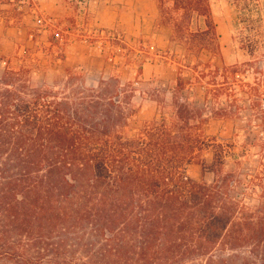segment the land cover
<instances>
[{
    "label": "trees",
    "instance_id": "1",
    "mask_svg": "<svg viewBox=\"0 0 264 264\" xmlns=\"http://www.w3.org/2000/svg\"><path fill=\"white\" fill-rule=\"evenodd\" d=\"M158 3L189 54L212 59L189 62L191 78L180 71L169 98L156 93L172 117L135 137L101 87L73 84L76 70L63 92L35 84L28 65L0 78V253L14 264H264V184L226 171L229 152L204 134L206 112L186 96L204 83L213 116L237 113L238 70L213 62L224 60L209 0ZM250 135L244 159L257 147ZM193 164L213 182L190 177Z\"/></svg>",
    "mask_w": 264,
    "mask_h": 264
},
{
    "label": "rangeland",
    "instance_id": "2",
    "mask_svg": "<svg viewBox=\"0 0 264 264\" xmlns=\"http://www.w3.org/2000/svg\"><path fill=\"white\" fill-rule=\"evenodd\" d=\"M231 2L235 10L230 17L232 43L228 50L222 48L224 63L217 57L213 62L220 67L237 68V98L242 109L221 117L213 116L211 111L216 108V103L207 97L204 83H196L195 89L186 92V96L206 112L208 122L202 126L204 134L209 140L223 144L229 152L226 171L237 170L240 175L247 174L249 178L255 176L259 184H264V0ZM38 7V0H0V78L8 68L17 70L28 65L34 72L35 84L63 92L68 83L72 84L68 82L67 70H76L80 75L73 84L84 82L90 88L101 87L105 97L116 100L126 117L125 127L121 131L130 137L137 136L145 123L160 118L162 114L171 118L172 114L164 112L154 101L156 93L169 98L180 71L186 79L191 78L187 67L189 62L207 63L212 59L208 52L189 54L187 41L176 38L175 31L168 48H153L148 42L137 50L128 47L120 33L113 32L109 40H104L110 42L104 57H100L96 63L72 65L67 62V45L80 38L69 32L70 27L61 28L60 21L41 14ZM33 10L37 15V26H26L28 29H24L25 17ZM39 17L52 21L53 26L40 25ZM161 25L166 26L162 19ZM197 25L199 22L195 19L194 30ZM14 27L24 29V34L16 38L15 44ZM57 31L63 33L65 41L56 38ZM99 36L106 38L109 34ZM109 58L112 60L109 61ZM255 87H259L260 91H255ZM257 102L263 107L260 108ZM251 131L253 136L250 135ZM249 135L257 147L247 149L249 157L244 159L241 157L242 150ZM212 155L206 153L209 162ZM188 174L195 180L209 183L215 178L213 173L203 174L198 164L189 166ZM246 191L245 186L240 188V192ZM257 195L254 199L247 197V202L258 204ZM0 264H14V261L0 253Z\"/></svg>",
    "mask_w": 264,
    "mask_h": 264
},
{
    "label": "crops",
    "instance_id": "3",
    "mask_svg": "<svg viewBox=\"0 0 264 264\" xmlns=\"http://www.w3.org/2000/svg\"><path fill=\"white\" fill-rule=\"evenodd\" d=\"M38 11L60 21L61 28H69L80 40L67 45V62L96 63L104 57L110 35L120 33L124 43L131 49L145 46L166 49L174 29L161 25L158 0H38ZM72 1V2H71ZM223 49L232 43L230 17L235 10L231 0H209ZM37 15L33 10L25 17L24 29L37 26ZM14 27V44L24 29ZM68 32V31H67ZM109 34L106 38L99 35ZM84 36V40L81 38ZM97 40V41H96ZM102 53V54H101ZM109 61L112 58L108 59Z\"/></svg>",
    "mask_w": 264,
    "mask_h": 264
},
{
    "label": "built area",
    "instance_id": "4",
    "mask_svg": "<svg viewBox=\"0 0 264 264\" xmlns=\"http://www.w3.org/2000/svg\"><path fill=\"white\" fill-rule=\"evenodd\" d=\"M38 23L40 24V25H43V26H45V27H51V26H53V24H52V21H48L46 18H42V17H39L38 18ZM55 36H56V38L58 39V40H60V41H65V38H64V36H63V33L61 32V31H57L56 33H55Z\"/></svg>",
    "mask_w": 264,
    "mask_h": 264
}]
</instances>
